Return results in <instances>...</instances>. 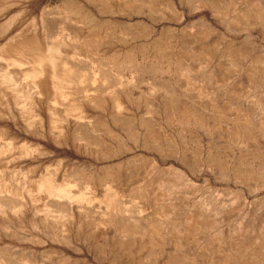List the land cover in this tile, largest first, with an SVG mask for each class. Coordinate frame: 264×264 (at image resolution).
<instances>
[{
  "label": "rangeland",
  "instance_id": "obj_1",
  "mask_svg": "<svg viewBox=\"0 0 264 264\" xmlns=\"http://www.w3.org/2000/svg\"><path fill=\"white\" fill-rule=\"evenodd\" d=\"M173 1L177 12L172 15L162 6H157L162 8H156L158 13L150 12L137 0H0V246L9 255H29L34 264H264V166L252 153L260 148L264 159V111L255 104L264 100V19L252 14L235 19L242 9L263 6L264 0H205L201 7L194 5L196 0ZM75 3L89 9L97 22L79 15ZM213 6L222 12L217 14ZM199 18L213 29H202L195 22ZM110 20H143L154 30L124 34L110 29ZM167 26L188 41L180 50L187 70L168 60L171 49L163 58L150 59L141 51ZM247 36L249 41H243ZM53 46L55 58L83 64L87 74H95V83L75 85V91L66 85L60 92L55 69L46 60L37 68L41 73L28 74ZM113 46L134 49L133 60L110 56ZM95 58L107 63L96 66ZM98 68L116 75L108 71L105 80ZM158 83L168 84L162 85L165 91ZM82 87L90 90L77 92ZM117 98L119 107L114 105ZM174 99L195 111L198 122L178 113ZM71 104L81 110L68 111ZM95 116L107 127L95 122ZM128 116L134 121L124 119ZM242 118L252 121L248 134L241 130ZM148 126L158 134L153 143ZM108 128L118 137L107 135ZM208 149L218 154V162L204 160ZM140 153L158 166L133 158ZM234 166L238 176L227 171ZM107 174L111 179L105 185ZM47 177L55 188L64 185L75 196L83 188L90 200L52 195L41 185ZM186 177L195 182V190ZM109 188L122 201L123 212L101 211ZM130 209L137 215L131 216L135 212ZM161 209H169L167 218L159 215ZM126 214L129 219H123ZM190 214L207 226L192 228L195 219L184 221ZM128 221L156 234L123 235L121 224Z\"/></svg>",
  "mask_w": 264,
  "mask_h": 264
},
{
  "label": "bare ground",
  "instance_id": "obj_2",
  "mask_svg": "<svg viewBox=\"0 0 264 264\" xmlns=\"http://www.w3.org/2000/svg\"><path fill=\"white\" fill-rule=\"evenodd\" d=\"M115 1V0H114ZM128 1V0H127ZM137 1H139V3L142 5V6H144V7H147V9L150 11V10H155L154 12H156V8H157V10H158V8H160V7H157V6H162V7H164V9H166L170 14H175L177 11H176V4H175V2L173 1V0H137ZM235 1H237V0H235ZM101 2V1H100ZM107 2V1H106ZM205 2V0H196V1H194V5L195 6H200L201 4H203ZM78 3V2H77ZM77 3H75V6H76V10H78L77 12H78V14L79 15H83V16H86V15H90L89 17H90V19L92 20V21H96L97 22V20H96V18H95V16H93L94 14L89 10V9H87L83 4H77ZM126 3V6L127 7H129L130 9H131V6H130V3L129 2H125ZM213 3H215V2H213ZM217 3V2H216ZM215 3V4H216ZM103 4V3H102ZM120 4V3H119ZM214 5V4H213ZM103 6V5H102ZM215 6V5H214ZM213 6V7H214ZM98 7V6H97ZM105 7V6H104ZM201 7V6H200ZM67 8V7H66ZM215 8V12L217 13V14H219V13H221L222 12V10H221V7H214ZM70 9V8H69ZM128 9V8H127ZM160 9H162V8H160ZM67 10V9H66ZM136 10H137V12H141L140 10H139V8H136ZM70 11V10H69ZM72 11V10H71ZM159 11V10H158ZM158 11L156 12V13H158ZM165 11V10H164ZM65 12V11H64ZM151 12V11H150ZM153 12V11H152ZM161 12V11H160ZM145 13V12H144ZM254 15V17L258 20V19H264V5L263 6H261V5H255V6H252V5H250V6H248L246 9H242L240 12H239V16L238 17H235V19L237 20V19H241V18H243V17H245V16H247V15ZM70 15H71V13H70ZM180 15V14H179ZM180 16H182V15H180ZM180 18V17H179ZM195 22H197L199 25H200V27L202 28V29H204V30H209V29H213V26H211V24L206 20V19H204V18H199V19H197V20H195ZM92 23V22H91ZM100 23V22H99ZM264 23V22H263ZM148 23L147 22H144L143 20H138V21H136V22H134V23H132V22H123V21H116V20H110V22H109V27H110V29H112L113 31H119L120 33H129L128 31H134L135 29L137 30L138 28H141L140 30H139V32L141 31V30H143V31H148V32H152L153 30H154V28L151 26V27H149V25H147ZM95 29V28H94ZM72 31V30H71ZM131 33V32H130ZM145 34V33H144ZM248 34V33H247ZM54 35V34H53ZM52 35V36H53ZM117 35V34H116ZM112 36V35H111ZM141 36V35H140ZM202 36V35H201ZM107 37H108V35H107ZM113 37V36H112ZM111 37V38H112ZM198 37V36H197ZM106 38V37H105ZM104 38V39H105ZM118 38V37H117ZM121 38H123V37H121ZM103 39V40H104ZM108 39V38H107ZM113 39V38H112ZM151 39V38H150ZM120 39H118V41H119ZM121 41V40H120ZM122 41H123V39H122ZM186 40L185 39H183V37L182 36H180L179 37V34L177 33V29H175L174 27H171V26H167V27H165V28H163L162 30H161V32L156 36V37H154L153 38V40H152V42H149L148 44H144L145 46H142V48H141V51L144 53L143 55L146 57V59H150V57H153V58H163V57H165L166 55H168L167 53V51L169 50V49H171V53H170V55H168V60H171V61H175L176 63H178V65L180 66L179 67V69L181 70V69H183V70H187L188 68H187V66H183L182 65V63L180 62V60L182 59V55H184V54H182L181 55V53H180V50H181V48H182V46L181 45H183L184 44V42H185ZM243 41H249V37L247 36L246 38H245V40H243ZM251 41V40H250ZM107 42V41H106ZM126 42V41H125ZM187 43H188V41H186ZM185 42V45H187V43ZM117 43V42H116ZM107 44H109V43H107ZM35 46V45H34ZM231 46V45H230ZM131 47H133V46H131ZM186 47V46H185ZM40 48V47H39ZM111 48V47H110ZM153 48H155V52H150ZM28 49H29V47H28ZM33 49V48H32ZM35 49H36V47H35ZM35 49L33 50V53H34V51H35ZM175 49H176V52H175ZM22 50V49H21ZM56 50V46H53V47H51V49H50V54H48L47 56H41V57H39L38 58V60L36 61V66H35V68H33V69H31L30 71H29V73L28 74H31V75H35V74H39V72L41 73V70H37V68H41V64H42V61H44V60H46V61H49L48 63H50L51 64V66L55 69V72H54V75L56 76V80H57V84H58V87H59V91L60 92H63L64 91V87L67 85V86H73V91H75V85H78V84H90V86L88 85L87 87H91V84H93V83H95V74H93L92 72L90 73H86V70H85V68L87 69V67H85L83 64H81V65H83V67H81V65L80 66H77V65H75V64H70L71 63V61L69 60V62L65 59V58H63V59H59V58H55L54 57V51ZM27 51V50H26ZM32 51V50H31ZM105 51H106V49H105ZM137 51V50H136ZM247 51V50H246ZM246 51H245V55L247 54L246 53ZM19 52V51H18ZM224 52V51H223ZM226 52V51H225ZM23 53V52H22ZM27 53V52H26ZM36 53V52H35ZM34 53V54H35ZM38 54L40 53L39 51L37 52ZM101 53H102V51H101ZM108 53V52H107ZM227 53V52H226ZM237 53V52H236ZM241 53V52H240ZM47 54V53H46ZM133 54H134V49H128V51L127 50H125V51H122V49H120V48H115L114 46H113V48L112 49H110V51H109V55L110 56H112L113 58L115 57H120V56H124V58L125 57H127V61L128 62H130V61H132L133 59ZM203 54V53H202ZM206 54V53H205ZM238 54V53H237ZM26 55H28V54H26ZM37 55V54H36ZM34 56V55H33ZM134 56H135V54H134ZM238 55H236V57H237ZM24 57H26V56H24ZM184 57V56H183ZM232 57V56H231ZM242 57V56H241ZM240 57V58H241ZM21 58V57H20ZM33 58V57H32ZM35 58V57H34ZM105 58H107V57H105ZM185 58H187V57H185ZM189 58V57H188ZM247 58V57H246ZM96 59V58H95ZM95 59H94V61H95ZM98 59V58H97ZM96 59V60H97ZM197 59H199V58H197ZM100 60V59H99ZM97 60L98 62H97V65L96 66H98L99 64H105V63H107V62H103L102 63V61L100 60ZM126 60V59H125ZM188 60V59H187ZM258 60V59H257ZM104 61V60H103ZM147 61V60H146ZM181 61H183V59L181 60ZM231 61V60H230ZM256 61V60H255ZM254 61V62H255ZM127 62V63H128ZM263 62V61H262ZM83 63V62H82ZM112 63V62H111ZM120 63L121 62H119V65H120ZM45 64V63H44ZM79 64H80V62H79ZM88 64V63H87ZM137 64V63H136ZM184 64H185V60H184ZM187 64V63H186ZM255 64H258L257 62H255ZM116 65V64H115ZM118 65V64H117ZM88 66H90V65H88ZM107 66V65H106ZM109 66V65H108ZM126 66H128L127 64H126ZM95 67V66H94ZM110 67V66H109ZM121 67V66H120ZM99 68H100V66H99ZM98 68V69H99ZM107 68V67H106ZM124 68V67H123ZM258 68V67H257ZM101 69H102V66H101ZM101 69H99V70H101ZM103 69H105V68H103ZM102 69V70H103ZM135 69H136V67H135ZM254 68H252V70H253ZM88 71H89V69H87ZM101 70V72H104V73H102L101 74V76H103V77H105V80L107 79H109V78H107L106 76H109L110 74H108V75H105L108 71L109 72H111L110 70H108L107 69V72L105 73V71H106V69H105V71H102ZM250 71V70H249ZM248 71V72H249ZM100 72V71H99ZM100 72V73H101ZM250 72H252V71H250ZM188 72H186V74H187ZM194 74V73H193ZM256 74H257V72H256ZM42 75V74H41ZM111 75L113 76V77H115L114 75H116V74H113L112 72H111ZM119 75V74H118ZM188 75V74H187ZM40 76V75H39ZM112 76H111V80H113L112 79ZM38 77V76H37ZM98 77H99V74L96 76V78H97V80H98ZM110 77V76H109ZM119 78H120V76H118ZM114 78V79H116V81H113V83H115V82H117V79H119V78ZM189 77H191L190 75H189ZM187 78V76H186V78L188 79V83H190V80H191V78ZM256 79V78H255ZM120 80V79H119ZM202 80V79H201ZM203 81V80H202ZM256 81V80H255ZM119 82V81H118ZM153 82V84H154V81H152ZM162 83H163V81H162ZM200 83V82H199ZM208 83V82H207ZM257 83V82H256ZM100 84H102V83H99V85ZM116 84V83H115ZM159 84V86H162V85H160L161 83H158ZM203 84V83H202ZM202 84H201V86H202ZM166 85H168V84H166ZM165 85V86H166ZM187 85V84H186ZM111 86V85H110ZM164 86V85H163ZM163 86H162V89H163ZM164 86V87H165ZM195 86V85H194ZM200 86V85H199ZM169 87V86H168ZM203 87V86H202ZM202 87H198V90L199 91H201V93H202V91L204 92V89L202 88ZM206 87V86H205ZM208 87V86H207ZM238 87V86H237ZM158 88H160L161 89V87H158ZM166 88V87H165ZM193 88V87H192ZM197 88V87H196ZM195 88V89H196ZM170 90H172L173 89V91H176V90H174V88H172L171 89V86H170V88H169ZM39 90V89H38ZM76 90H80V91H77V92H79V93H81L82 91H87V90H90L89 88H84V87H82V88H80V89H76ZM94 90V89H93ZM164 91H165V89H163ZM168 90V89H167ZM43 91V90H42ZM234 91V90H233ZM102 92V91H101ZM195 92V91H194ZM170 93H172V92H170ZM174 93H176V92H174ZM205 93V92H204ZM42 94V93H41ZM240 95V94H239ZM173 96H175V95H173ZM177 96V95H176ZM180 96V95H179ZM178 97V96H177ZM214 97V96H213ZM173 98V97H172ZM179 98V97H178ZM256 99V98H255ZM118 98L117 99H114V105L116 106V107H119V103H118ZM172 100V99H171ZM174 101H175V99H174ZM181 101V100H180ZM96 103V102H95ZM99 103V102H98ZM102 104V103H101ZM111 104H113V103H111ZM179 104V103H178ZM177 104V102L175 101V104H173V108L174 109H176V110H178V113L179 112H181V115H185V116H191V117H193V119H194V121L195 122H198V120L200 119V117H199V115L195 112V111H190V110H187V109H185L183 106H180V105H178ZM255 104H258V105H261L262 106V109H263V111H264V100H262V99H257V101H256V103ZM255 104H254V106H255ZM99 105V104H98ZM86 106V105H85ZM85 108V107H84ZM114 108V107H113ZM191 108V107H190ZM75 109H79V111L81 110V106H75V104H71V105H69V107H68V111L70 110V111H75ZM87 109V108H86ZM90 109V108H89ZM262 109H260V110H262ZM174 112H176V111H174ZM187 112H189V113H187ZM78 114V113H77ZM94 114V113H93ZM92 114V115H93ZM177 114V113H176ZM263 114H264V112H263ZM262 114V115H263ZM82 115V114H81ZM117 115V114H116ZM115 115V116H116ZM181 115H178V116H180L181 117ZM247 115V114H246ZM262 115H261V117H262ZM112 116V115H111ZM97 116H95V118H96ZM99 117V116H98ZM81 118V117H80ZM182 118V117H181ZM247 118H248V116H247ZM115 119V118H114ZM124 119H128V121H130V119H131V121H134V118H133V116H128V118H124ZM123 119V120H124ZM235 119V118H234ZM239 119V118H238ZM250 119V118H249ZM261 119V118H260ZM123 120L121 121V122H123ZM185 120V119H184ZM240 120H241V118H240ZM256 120V119H255ZM114 121V120H113ZM262 121H264L263 119L261 120V122ZM90 122V121H89ZM93 123H94V121H92ZM91 122V124L93 125V123ZM95 122H97V123H100L99 125H104V126H106L107 127V125H105L103 122H101V120L99 121L97 118H96V121ZM116 121H114V123H115ZM124 122H127V121H125L124 120ZM123 122V123H124ZM240 122H242V124H243V128L241 129L245 134H248V132L250 131V124L252 123V121H249L248 119H244V118H242V121H240ZM256 122V121H255ZM200 123H201V121H200ZM236 123V122H235ZM264 123V122H263ZM140 124H141V122H140ZM154 123H152L151 125H153ZM241 124V125H242ZM255 124V123H254ZM257 124V123H256ZM255 124V125H256ZM87 125V124H86ZM124 125V124H123ZM137 125V124H136ZM240 125V124H239ZM90 126V125H89ZM94 126V125H93ZM104 126H103V128H104ZM252 126H254V125H252ZM125 127H127L126 125H125ZM154 127H155V125H154ZM238 127V126H237ZM87 128V127H86ZM82 129H84V128H81V130L80 131H82ZM94 129H96V128H94ZM121 129V128H120ZM119 129V130H120ZM235 129V128H234ZM126 131H128L129 132V130H127V129H125ZM155 129H150V127L148 126V134H149V137H150V139L152 140V143L154 142V140L156 139V138H158V134L156 133V131H154ZM260 130V129H259ZM135 131V133L134 134H136L138 137L140 136L139 135V133L136 131V129L134 130ZM141 131V130H140ZM158 131V130H157ZM78 132V131H77ZM86 132V131H85ZM85 132L83 133V137L84 138H86V134H85ZM107 132V135H109V136H111V137H118V133L116 132V131H114V130H111L110 128H108V130L106 131ZM91 133V132H90ZM131 133V132H130ZM190 133H191V131H190ZM260 133V132H259ZM132 134V133H131ZM133 134V135H134ZM141 134V133H140ZM192 134V133H191ZM245 134H243V135H245ZM92 135H95V134H92ZM91 135V136H92ZM164 135V134H163ZM190 135V134H189ZM261 135V134H260ZM89 136H90V134H89ZM197 136V135H196ZM234 136V135H233ZM248 136V135H247ZM245 137V136H244ZM244 137H242V138H244ZM100 138V137H99ZM99 138L97 139V140H99ZM247 138V137H246ZM254 138V137H253ZM260 138V137H259ZM101 139V138H100ZM249 139V138H248ZM160 140V139H159ZM159 140H157V141H159ZM209 140V139H208ZM100 141V140H99ZM98 141V142H99ZM156 141V140H155ZM102 142V141H101ZM103 143H105V141L103 142ZM213 143V142H212ZM149 144V143H148ZM157 144V142H155V145ZM144 145L146 146L147 144H145L144 143ZM154 145V146H155ZM158 145V144H157ZM258 145V144H257ZM217 146V145H216ZM216 146H214L215 147V149H216ZM227 146V145H226ZM252 147V146H251ZM260 147V146H259ZM156 148H157V146H156ZM198 148V147H197ZM210 148H212V147H210ZM218 148V147H217ZM257 148V147H256ZM199 149V148H198ZM230 149V148H229ZM260 149V148H259ZM259 149H253L251 152L254 154L253 156L254 157H256L257 159H260V160H262V161H260L261 162V167H263L264 166V159H261V157H262V155H261V153H260V150ZM218 150V149H217ZM248 149H246V151H247ZM262 150V149H261ZM194 152V151H193ZM217 152V151H216ZM219 152V151H218ZM217 152V153H218ZM250 151H249V154L251 153ZM185 154V153H184ZM187 154V153H186ZM191 154V153H190ZM262 154H263V152H262ZM218 155V154H217ZM216 154H214V153H212L211 152V150L210 149H208L207 150V155H206V157H205V161L209 164L210 162H218V159L220 158H217L218 156H217ZM220 155V154H219ZM246 155V154H245ZM251 155V154H250ZM199 156V155H198ZM224 156V155H223ZM252 156V155H251ZM252 156V157H253ZM264 156V155H263ZM133 158H139L140 160H146V161H149V164L152 166V167H156V166H158V163L153 159V158H151V157H148V156H146L144 153H140V154H136V155H134L133 156ZM198 158V157H197ZM132 159V158H131ZM202 159V158H201ZM254 159V158H253ZM202 161V160H201ZM225 161V160H224ZM247 161V160H246ZM256 161V160H255ZM145 162V161H144ZM192 162H193V160H192ZM133 163V162H132ZM196 163V162H195ZM258 163V162H257ZM135 164V163H134ZM133 165V164H132ZM228 165V164H227ZM247 165V164H246ZM251 165V164H250ZM136 167V166H135ZM134 167V168H135ZM139 167V166H138ZM144 167V166H143ZM152 167H151V169H152ZM171 169H175V171H176V167L174 166H169ZM232 167V166H231ZM240 168L242 167L241 165L239 166ZM238 167V168H239ZM250 167V166H249ZM256 167V166H255ZM227 169V171L228 172H232V174H233V176H238V172H236V168H235V166L232 168V170L231 171H229L230 169L228 168V167H226ZM87 169V168H86ZM148 169H150L149 168V165H148ZM162 169V168H161ZM135 170V169H134ZM145 170H146V168H145ZM152 170H154V169H152ZM252 170V169H251ZM255 170V169H254ZM253 170V171H254ZM260 170V169H259ZM258 170V171H259ZM148 171V170H147ZM146 171V172H147ZM172 170H170V172H171ZM181 171V170H180ZM179 171V172H180ZM168 172V171H167ZM172 172H174V170L172 171ZM179 172H176L177 173V175L179 174ZM51 173V172H50ZM148 173V172H147ZM183 173V172H182ZM181 172H180V174H182ZM261 173H263V171L261 172ZM184 174V173H183ZM182 174V175H183ZM177 175H175V176H177ZM182 175H178L180 178H181V176ZM93 176V175H92ZM174 176V178H177V177H175ZM229 176V175H228ZM74 177V176H73ZM115 177V176H114ZM184 177V176H183ZM116 179L118 178V177H115ZM180 178H178V179H180ZM57 179V178H56ZM73 179V178H72ZM111 179V175L110 174H107V176L104 178V180H103V184L105 183V185H108V183L110 184V182H109V180ZM186 179H188V177H186ZM186 179H184V181H186ZM241 179V178H240ZM262 179V178H261ZM82 180V179H81ZM258 180V179H257ZM72 181V180H71ZM78 181H80V180H78ZM117 181H119V180H117ZM176 181H178L177 179H176ZM188 182L186 183V184H188V187H189V185L191 186V187H189V188H193L192 186H194L195 185V182L192 180V179H188L187 180ZM115 182V181H114ZM166 182H168V181H166ZM169 182H173V181H169ZM73 183V182H72ZM71 183V184H72ZM101 183V184H102ZM162 183V182H161ZM174 183H175V181H174ZM173 183V184H174ZM182 183V182H181ZM264 183V182H263ZM67 184H68V182H67ZM74 184V183H73ZM81 184V183H80ZM79 184V186H81ZM165 184L166 183H164L163 184V188L164 187H166L167 188V186H165ZM185 184V185H186ZM42 185V187H45L52 195H57V196H63L64 198H66V199H78V200H82V201H84V202H88L89 200H90V198H87L86 196H85V191H84V189L82 188L81 189V187H80V192H78V191H76V192H78V195L77 196H75V195H73V193H71L64 185H62V186H58V187H54L53 186V183H52V180L51 179H49L48 177L46 178V179H44V181H43V183L41 184ZM158 185H160L159 187L161 188V189H163L162 188V185L161 184H158ZM158 185H157V187H158ZM168 185V184H167ZM175 186L177 185V184H174ZM174 185H172V186H174ZM83 187V186H82ZM107 187H110V186H107ZM158 187V188H159ZM171 187V186H170ZM178 187H180L179 185H178ZM185 187V186H184ZM195 187H196V185H195ZM111 188H112V186H111ZM116 188V187H115ZM157 188V189H158ZM177 188V187H176ZM186 188V187H185ZM77 189H79V188H77ZM170 189V188H169ZM172 189V188H171ZM184 189V188H183ZM188 191H189V189L188 188H186ZM194 189V188H193ZM109 191H108V193L105 195V197H103L104 199H103V202L105 203V205L103 206V208H102V210L101 211H103V209H104V212L105 213H109V214H111V213H121V212H123V209H124V207L122 208V205H121V202H119L117 199H116V197H115V193L113 192V190L112 189H108ZM164 190V189H163ZM173 190V189H172ZM192 190V189H191ZM195 190V189H194ZM71 191H72V189H71ZM73 191H74V189H73ZM72 191V192H73ZM167 192V191H166ZM163 193V192H162ZM0 197H2V200H4L3 199V196H0ZM136 197H138V196H136ZM155 197V196H154ZM153 197V198H154ZM160 197V196H159ZM156 198V197H155ZM7 199L8 200H10L11 199V197H7ZM93 199V198H92ZM152 199V198H151ZM14 200L15 199H11V201L12 202H14ZM17 200V199H16ZM240 200V199H239ZM50 201H56L55 203H57L58 204V202L60 203L61 201H59V200H51L50 199ZM58 201V202H57ZM66 201V200H65ZM237 201V200H236ZM243 201H245V200H243ZM7 202V201H6ZM19 202V201H18ZM64 202V201H63ZM81 202V201H80ZM102 202V203H103ZM2 203V202H1ZM8 203V202H7ZM11 203V202H10ZM64 203H66V202H64ZM83 203V202H82ZM14 204H17L18 205V203H15L14 202ZM68 204V203H67ZM81 204V203H80ZM207 204H208V202H207ZM69 205V204H68ZM242 205V204H241ZM59 206V205H58ZM70 206V205H69ZM73 206V205H72ZM168 206V205H167ZM204 206V205H203ZM216 206H217V204H216ZM215 206V207H216ZM228 206V205H227ZM65 207H68V206H64L63 208H65ZM89 207V206H88ZM135 207H137V205L135 206ZM135 207H132V209H134ZM169 207V206H168ZM62 207H55V209L57 210V209H61ZM129 208H131V207H129ZM138 208V207H137ZM126 209H128V208H126ZM140 208H138V209H136V211L137 210H139ZM205 209H207V208H205ZM225 209V208H224ZM131 210V209H130ZM167 210H169V209H167ZM167 210H165V209H161L160 210V213H159V215L161 214V216H164V215H166L165 213L167 212ZM222 211V210H221ZM128 212H130V211H128ZM132 212H135L134 210H131V213ZM138 212V211H137ZM9 213V212H8ZM99 213H101V212H99ZM168 213H169V211H168ZM197 213V212H196ZM217 213V212H216ZM133 214H135V216L137 215L136 214V212L135 213H132V214H130L131 216H133ZM157 214V213H156ZM25 215V214H24ZM70 215H72V214H70ZM123 215V214H122ZM130 215L128 216V214H126V216H124L123 217V219L125 218V217H130ZM193 214H190V217H184V218H182V219H184V221H187V222H189L190 221V219L192 220V219H195L194 220V222L192 223V228H198V227H205V226H207V224L206 223H200L196 218V216H193L192 218H191V216H192ZM197 215V214H196ZM8 216V215H7ZM158 216V215H157ZM167 216V215H166ZM166 216H164V218H167ZM214 216V215H213ZM19 217H21V216H19ZM73 217V216H72ZM84 217V216H83ZM117 217V216H116ZM119 217V216H118ZM127 217V219H129ZM13 218H14V216H13ZM12 218V219H13ZM155 218V217H154ZM153 218V219H154ZM158 218V217H157ZM12 219H11V221H12ZM22 219V218H21ZM126 219V218H125ZM14 220V219H13ZM122 220V219H121ZM9 221V220H8ZM21 221V220H20ZM211 222L213 221V220H210ZM176 222V221H175ZM187 222H183L185 225H186V223ZM122 223V222H121ZM214 223V222H213ZM71 224V223H70ZM210 224V223H209ZM215 224V223H214ZM157 225V224H156ZM155 225V226H156ZM162 224H160V226H161ZM148 226H150V227H152L151 225H148ZM164 226V225H163ZM187 226V225H186ZM190 226V225H189ZM213 226V225H212ZM243 226V225H242ZM48 227V226H47ZM244 227V226H243ZM121 231H122V234L123 235H143V236H145V235H147V236H153V235H155L156 233L154 232V231H143V226L142 225H140V224H137L136 222H124L123 224H121ZM158 228V227H157ZM177 228V227H176ZM178 228H180V227H178ZM188 228V227H187ZM211 228V227H210ZM2 229V228H1ZM69 229V228H68ZM151 229H153V228H151ZM219 229V228H218ZM226 229V228H225ZM225 229H223V232H225L224 230ZM227 229H228V227H227ZM246 229V228H245ZM3 230V229H2ZM154 230V229H153ZM229 230V229H228ZM69 231V230H68ZM199 231V230H198ZM222 231V230H221ZM230 231V230H229ZM261 231H262V229H261ZM5 232V231H4ZM259 232H260V230H259ZM264 232V230L262 231V233ZM5 233H7V232H5ZM191 233V232H190ZM219 233V232H218ZM220 233H222V232H220ZM231 233V232H230ZM235 233V232H234ZM233 233V234H234ZM244 233V232H243ZM242 233V234H243ZM2 234L4 235V233L2 232ZM8 234V233H7ZM214 234V233H213ZM239 234H240V232H239ZM241 234V235H242ZM18 235V234H17ZM220 235V234H219ZM251 235V234H250ZM217 236V235H216ZM221 236H223L222 234H221ZM245 236V235H244ZM238 238H239V235L237 236ZM11 239V238H10ZM245 239V238H244ZM262 239V238H261ZM256 240H260V239H258V238H256ZM255 240V241H256ZM39 241V240H38ZM243 241V240H242ZM247 241V240H246ZM148 242V241H147ZM217 242V241H216ZM262 243H264L263 241H262ZM255 244V243H254ZM258 244V243H257ZM157 245V244H156ZM207 245V244H206ZM158 246V245H157ZM180 246V245H179ZM236 246V245H235ZM263 246V245H262ZM134 247V246H133ZM256 247V246H255ZM254 247V248H255ZM118 248H119V246H118ZM178 247H176L175 249H177ZM102 249V248H101ZM212 249V248H211ZM261 249V248H260ZM8 250V249H7ZM56 250V249H55ZM186 250V249H185ZM261 250H263V249H261ZM33 251V250H32ZM120 251V250H119ZM190 251V250H189ZM9 252V251H8ZM210 252V251H209ZM11 253V252H10ZM171 253V252H170ZM13 254V255H12ZM11 255H9V253H7V251L5 250V248L3 247V246H0V255L2 256V258L4 259H0V264H3V261H8L9 259L11 260L10 262H11V264H34V260L32 259V258H30L29 257V255H28V257H16L15 255H14V253H12ZM35 254V253H34ZM61 254V253H60ZM148 254V253H147ZM150 254H152L151 252H150ZM183 254V253H182ZM21 255H22V253H21ZM24 256H25V254H23ZM116 255V254H115ZM11 256V257H10ZM53 256V255H52ZM252 256H253V254H252ZM115 257H117V256H115ZM151 257V256H150ZM256 256H254V258H255ZM100 258V257H99ZM240 258V260H241V256L239 257ZM153 259V258H152ZM190 259V258H189ZM229 258L228 257H226L225 258V260H228ZM68 260V259H67ZM118 261V260H117ZM151 261V260H150ZM177 261V260H176ZM192 261V260H191ZM216 261H217V259H216ZM220 261V260H219ZM59 262V261H58ZM63 262V261H62ZM61 262V263H62ZM214 262V261H213ZM5 263H7L8 264V262H5ZM81 263V262H80ZM131 263V262H130ZM212 263V262H211ZM234 263V262H233ZM259 263V262H258ZM142 264V263H141Z\"/></svg>",
  "mask_w": 264,
  "mask_h": 264
}]
</instances>
